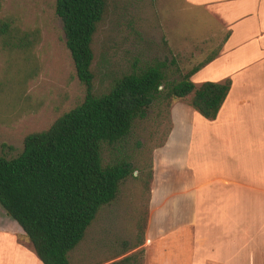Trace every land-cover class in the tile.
Masks as SVG:
<instances>
[{"label": "crops", "instance_id": "0c3cea01", "mask_svg": "<svg viewBox=\"0 0 264 264\" xmlns=\"http://www.w3.org/2000/svg\"><path fill=\"white\" fill-rule=\"evenodd\" d=\"M209 4L230 34L199 70L213 68L199 83L230 78L231 88L212 120L188 103L174 105L172 128L153 153L133 248L142 251V264H264V0ZM105 212L94 219L96 242L107 226ZM0 264H43L1 204Z\"/></svg>", "mask_w": 264, "mask_h": 264}, {"label": "rangeland", "instance_id": "374dc122", "mask_svg": "<svg viewBox=\"0 0 264 264\" xmlns=\"http://www.w3.org/2000/svg\"><path fill=\"white\" fill-rule=\"evenodd\" d=\"M56 1L0 0V19H8L35 39L26 52H9L0 46V155L9 158L22 152L26 135L46 129L86 95ZM209 2L107 0L93 42L94 92L106 91L124 74L158 64L166 66L170 78L178 79V67L185 72L211 53H219L230 29ZM212 69L197 71L193 81L200 85L209 80L207 72ZM188 100H175L165 108L158 128L157 110L151 109L124 141L104 148V164L125 158L136 170L121 183L116 199L99 210L107 213L102 240L95 241L96 220L92 221L69 253L70 264H108L120 260L127 250L132 264H142V251L133 248L145 219L153 153L169 132L174 105Z\"/></svg>", "mask_w": 264, "mask_h": 264}, {"label": "trees", "instance_id": "16d2710c", "mask_svg": "<svg viewBox=\"0 0 264 264\" xmlns=\"http://www.w3.org/2000/svg\"><path fill=\"white\" fill-rule=\"evenodd\" d=\"M55 9L86 95L46 129L26 135L19 155H0V204L20 224L43 264H70L69 253L100 208L116 199L121 183L136 170L125 158L104 164V148L124 141L151 109L157 110L158 128L163 110L175 100L189 97L197 112L215 119L232 81H193V75L218 56L213 52L185 72L178 67V79L167 75L165 65H152L124 74L97 94L93 42L107 0H57ZM34 40L8 19H0L2 49L26 52ZM171 128L170 120L169 132ZM131 261L127 256L108 264Z\"/></svg>", "mask_w": 264, "mask_h": 264}]
</instances>
